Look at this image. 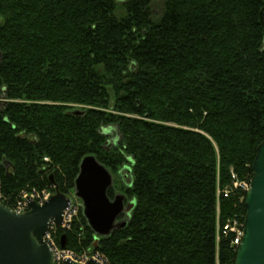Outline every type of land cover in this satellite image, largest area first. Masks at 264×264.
I'll use <instances>...</instances> for the list:
<instances>
[{"label": "trees", "instance_id": "1", "mask_svg": "<svg viewBox=\"0 0 264 264\" xmlns=\"http://www.w3.org/2000/svg\"><path fill=\"white\" fill-rule=\"evenodd\" d=\"M117 1L0 0V202L69 196L92 156L112 178L127 168L107 196L133 210L106 238L80 211L57 245L107 264H234L231 175L250 183L264 140V0H163L155 19L151 0H119L122 16Z\"/></svg>", "mask_w": 264, "mask_h": 264}, {"label": "water", "instance_id": "2", "mask_svg": "<svg viewBox=\"0 0 264 264\" xmlns=\"http://www.w3.org/2000/svg\"><path fill=\"white\" fill-rule=\"evenodd\" d=\"M1 62V53H0ZM253 176L245 193L244 233L236 250L234 264H264V140L256 150L252 164ZM112 187L109 171L92 156L82 159L74 182V195L82 205V216L96 237L106 238L114 230L123 229L134 202L125 197L112 200L107 191ZM28 211L16 214L0 202V264H54V257L43 237L50 227H61L70 200L57 189L43 205L28 200ZM65 248V237L60 238ZM62 264H80L69 260ZM85 264H101L89 260Z\"/></svg>", "mask_w": 264, "mask_h": 264}, {"label": "built area", "instance_id": "3", "mask_svg": "<svg viewBox=\"0 0 264 264\" xmlns=\"http://www.w3.org/2000/svg\"><path fill=\"white\" fill-rule=\"evenodd\" d=\"M232 180L234 181L233 187L234 188H240L243 191H246L248 188V185L245 183H238L236 180L235 175H231ZM50 191H42L41 193H38L36 191H32L31 193L22 192L14 204L12 206L13 211L17 214L24 213L26 211V204L28 200L35 201L37 204L42 205L44 202H46L50 196ZM79 211V204L76 200H72L71 208L66 212L64 217V229H68L73 219L77 216V213ZM54 230V227L52 226L50 228V232L43 238V240L48 244V246L51 248L53 254H54V261L56 264H61L65 260H70L73 262L84 264L89 259L96 260L100 262L101 264H107L103 258H101L100 255L97 253H91V251H86L81 254H76L74 252H70L67 250H61L59 249L53 240V237L51 236L52 231ZM219 228L217 229L218 232ZM223 233L224 234H231L233 236L231 244L237 248L239 244L241 243V239L243 236V226L240 225L237 221H232L230 223H227L223 227Z\"/></svg>", "mask_w": 264, "mask_h": 264}, {"label": "rangeland", "instance_id": "4", "mask_svg": "<svg viewBox=\"0 0 264 264\" xmlns=\"http://www.w3.org/2000/svg\"><path fill=\"white\" fill-rule=\"evenodd\" d=\"M163 10V0H151V4H150V11L152 14V17L155 19L157 17H159L162 13ZM124 15V10L122 8V3L118 0L117 1V11H116V16H122ZM78 109V108H77ZM107 135L109 136L108 139V146H113L115 143L118 142L119 140V136L117 134V132L113 129L109 130L107 132ZM113 184L112 186H116V189H118L117 187H119L120 185H127L130 183L131 178H130V174L129 171L127 170V168L122 169L116 177H113ZM114 186V187H115ZM119 193L115 190V196L118 195ZM232 221H237L240 225L243 226L244 222H241L240 220L237 219H232L230 221H228L227 223H230ZM226 223V224H227ZM55 231L51 233V236L53 237V240L55 242Z\"/></svg>", "mask_w": 264, "mask_h": 264}]
</instances>
